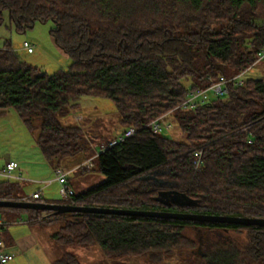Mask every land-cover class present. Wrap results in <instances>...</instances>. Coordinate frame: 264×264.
Masks as SVG:
<instances>
[{"label":"trees","instance_id":"obj_1","mask_svg":"<svg viewBox=\"0 0 264 264\" xmlns=\"http://www.w3.org/2000/svg\"><path fill=\"white\" fill-rule=\"evenodd\" d=\"M4 10L17 31L51 20L49 33L70 59L66 70L48 73L23 60L8 39L0 48V116L11 108L30 131L39 119L36 143L45 160L88 150L82 127L58 120L82 96L110 99L120 134L135 129L114 145L108 143L120 134L107 139L95 156L103 182L56 202L264 218V78L228 80L223 95L193 108L176 107L190 92L254 64L264 51V0H0V24ZM165 114L173 116L185 141L152 131L148 124ZM197 150L202 163L195 169ZM21 188L18 180L2 178L0 199L17 200ZM164 190L184 193L195 203L161 202L156 197ZM35 201L50 202L43 196ZM1 210L26 211L29 224L59 222L51 237L61 250L51 264H82L68 248L73 246L160 262L198 243L185 229L232 235L219 236L208 253L193 251L190 264H264V226ZM7 223H0V231ZM241 231L244 237L238 238Z\"/></svg>","mask_w":264,"mask_h":264},{"label":"rangeland","instance_id":"obj_2","mask_svg":"<svg viewBox=\"0 0 264 264\" xmlns=\"http://www.w3.org/2000/svg\"><path fill=\"white\" fill-rule=\"evenodd\" d=\"M52 25L53 23L51 20L44 22L37 21L31 28L17 31L10 20L8 10H4L3 21L0 24V48L3 46L4 41L8 39L11 46L19 52L22 59L26 62L36 65L48 73H53L57 69L66 70L70 63V59L61 51L60 56H58L55 49L56 47L49 33ZM24 40L33 44L34 52L32 54L22 50V43ZM247 77L264 78V64L254 63L250 66L242 76L243 79ZM209 97L212 98L213 95L209 93ZM77 116H80V118L76 119ZM81 117L84 118L81 119ZM58 120L63 125L81 126L89 141L88 150L81 151L73 156L63 157L59 160L45 161L36 143L40 120L36 119L34 121L35 128L30 131L13 109H7L6 114L0 116V160L4 161L11 157H22L33 166L38 165V162H50L52 165L49 166V170L52 169L53 171L49 172V178H44L40 172L35 171L34 173H38L39 176L33 175L35 178H27V181H18L19 183L26 184L23 188L24 191H27L25 192L27 195L32 194L34 191L41 190L42 196L46 199H57L58 201H62L61 194L59 193L60 184L57 180H54L55 174L53 168L56 165L68 170L75 165L81 166L85 161L86 163L89 162V165H86L87 167L83 170L74 168L68 171L67 180L75 192L85 191L105 180V175L99 170L95 156L101 150L102 145L107 139L115 136L123 129L122 125L119 123V115L113 102L104 97L82 96L79 100V104L72 108L69 113L58 115ZM166 120L171 122V127L169 129H163L162 134L178 141H185L186 139L178 124L174 121L173 116L167 115ZM0 179L2 178L0 177ZM47 181H49V183H46ZM23 188H21V190ZM32 190L34 191L31 192ZM28 191H30V193H28ZM27 215L28 213L26 211L16 212L14 210H1L0 223H13L15 231L17 233H22L27 225L19 222H25ZM39 215H45V212H40ZM46 226V229L40 232L43 236H46L50 230L54 232L58 228L59 222L54 221ZM184 233L194 237L197 241L199 239L201 242H205L204 250L206 249L207 253L212 250V244L214 245V243L216 244L221 241L220 237L222 236L219 237L217 233H212L204 229L200 232L197 230L185 229ZM244 234L245 231H241L237 233V237L243 238ZM225 235L230 236L231 234L225 233ZM42 242H44L43 239ZM54 245L56 247L53 250L57 256L61 248L55 242ZM209 245H211L212 248L209 247ZM42 246L45 247L43 244ZM198 247L199 241L193 248L184 246L181 249L172 251L165 259L174 261L184 260L186 262L185 264H190V258L194 255L193 251H196ZM68 248L76 255L82 264H92L89 262L90 253L85 254L84 251H82L85 247L73 246ZM93 248L100 250L97 246ZM143 258L144 257H141V259ZM27 259L30 264H44L41 253L35 254L32 257L31 253H29Z\"/></svg>","mask_w":264,"mask_h":264},{"label":"crops","instance_id":"obj_3","mask_svg":"<svg viewBox=\"0 0 264 264\" xmlns=\"http://www.w3.org/2000/svg\"><path fill=\"white\" fill-rule=\"evenodd\" d=\"M52 38V37H51ZM25 41V40H24ZM53 43L54 40L52 39ZM31 44V43H30ZM33 45V44H31ZM56 52L58 56H60V48L54 43ZM23 51H26V49L22 48ZM27 52V51H26ZM34 48L32 52H27V53H33ZM62 52V51H61ZM63 53V52H62ZM67 57V55H65ZM84 117H81V119ZM121 132V131H120ZM120 132L116 134L119 135ZM43 157V156H42ZM44 159V157H43ZM8 161H15L18 164V168L16 169L15 173H19L21 175V179L23 181H27V178H35L33 175H38L36 172H40L42 174V177L44 178H49V172H53L52 169L49 170V166L51 165L50 162H38V165H30L31 163L25 161L22 157H11L7 160H0V168L4 165V163ZM44 161V160H43ZM46 161V160H45ZM52 166V165H51ZM76 166V167H75ZM71 169L68 170H73L74 168H78L79 165H75ZM55 168V167H54ZM53 168V170H54ZM42 177H36V178H42ZM1 180V179H0ZM69 182V181H68ZM21 187L23 188L25 183H20ZM73 189V188H72ZM32 190L31 192H33ZM74 191V189H73ZM24 191V188L22 189V193L26 194ZM30 193V191H28ZM42 196V193H41ZM50 202H56L58 201L57 199H48ZM21 224H26L27 227L24 228V231L22 233H17L15 229L13 228L14 224L13 223H7L1 228L0 231V236L3 241V249L6 252H9L13 254V258L7 263V264H30L28 262V254L31 253V257L35 254L41 253V256L43 257V263L44 264H51L52 260L55 258V245L54 241L51 237L53 231H49L46 236H43L40 234L41 231H44L46 229V225H41V224H29L28 222H19ZM197 231H202L203 229H196ZM205 230V229H204ZM212 233H217V236H224L225 232L224 230H207ZM43 241L45 242H42ZM199 241V247L194 253H200L202 252L205 254L207 250H204L205 242ZM45 245L44 246H42ZM94 246L91 247H85L83 248L82 251L84 253H90L89 256V262L92 264H185L186 262L183 261H174L171 259H164L163 261L160 262H154V263H149L145 258L141 259L140 257H107L105 256L101 250H98L97 248H93ZM211 247V245H209ZM200 250V251H199ZM87 254V255H88Z\"/></svg>","mask_w":264,"mask_h":264},{"label":"built area","instance_id":"obj_4","mask_svg":"<svg viewBox=\"0 0 264 264\" xmlns=\"http://www.w3.org/2000/svg\"><path fill=\"white\" fill-rule=\"evenodd\" d=\"M22 47L26 49L27 52L33 51V45H31L26 40L23 41ZM254 63H264V51H260L257 53ZM243 72H240L229 79H225L223 76H220L217 81L211 82L205 88L196 89L190 92L188 96H186V98L182 102H180V104H178L176 107H180L183 109H189V108H193L198 103H205L210 99L209 93H211L213 96L223 95L224 93H226V82L228 80L235 81L237 84L243 83V79H242ZM168 114L159 116L153 119L148 124L151 127L153 132L160 133L163 131V129H169L171 127V122L166 120V116ZM79 118L80 116L76 117V119H79ZM134 132H135V129L133 127H129L122 134L110 140L108 145L109 146L114 145L115 143L123 140L124 138L131 136ZM103 148L104 146H102L101 149ZM201 163H202L201 151L197 150L193 154V167L197 169L200 167ZM81 165H85V166L89 165V162L86 163L85 161V163L84 164L82 163ZM17 168H18V164L15 161H8L4 163V165L0 168V177L6 178V179H14V180L21 179L22 178L21 175L19 173H15ZM68 171L69 170H65L64 168H61L60 166H57L54 168V174H55L54 180H57L60 184L59 193L61 194V197L63 200H69L71 195L73 194V190L68 185V182H67ZM46 183H49V181H47ZM40 191L41 190L34 191L30 195L22 194L19 198H17V200L35 201V199L41 196ZM3 246H4L3 241L0 238V264H7L13 258V254L6 252L3 249Z\"/></svg>","mask_w":264,"mask_h":264},{"label":"water","instance_id":"obj_5","mask_svg":"<svg viewBox=\"0 0 264 264\" xmlns=\"http://www.w3.org/2000/svg\"><path fill=\"white\" fill-rule=\"evenodd\" d=\"M145 179L153 178L159 184L164 183L161 179L154 175L146 174ZM157 200L164 203H176L178 205H190L195 201L186 194L176 190L161 191L156 197ZM0 207L33 209L36 211H48L50 214H59L64 212H89V213H107V214H123L135 216H149L160 218H174L180 220H191L199 222H217V223H234L242 225H257L264 226V218L232 216V215H217V214H202L195 212L184 211H169V210H137L124 208H108L100 206H81L70 203L61 202H42V201H19L13 199H0Z\"/></svg>","mask_w":264,"mask_h":264},{"label":"flooded vegetation","instance_id":"obj_6","mask_svg":"<svg viewBox=\"0 0 264 264\" xmlns=\"http://www.w3.org/2000/svg\"><path fill=\"white\" fill-rule=\"evenodd\" d=\"M200 251V250H199ZM207 253V252H206ZM199 254H203L202 252H200Z\"/></svg>","mask_w":264,"mask_h":264}]
</instances>
